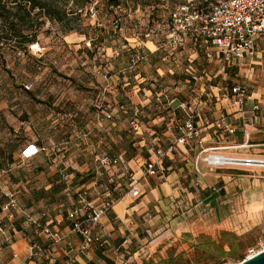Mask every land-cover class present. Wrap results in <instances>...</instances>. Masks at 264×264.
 <instances>
[{"label":"built area","instance_id":"1","mask_svg":"<svg viewBox=\"0 0 264 264\" xmlns=\"http://www.w3.org/2000/svg\"><path fill=\"white\" fill-rule=\"evenodd\" d=\"M148 8L154 9V5H148ZM113 9L114 12L108 21H105L106 14L103 16L99 9V0H91L84 9L95 28H103L107 24L118 34L117 54L124 51L126 55V61L120 67H99L104 86L99 90L103 99L95 105L96 116L113 120L112 127L108 129L110 131L120 121L114 120V112H118L132 132L138 135L137 138L143 141L142 147L148 156L142 159V175L137 177L123 153H97V171L90 184H81L75 188L77 202L70 207L64 204L55 205V210L64 214L70 222L72 231L80 235V249L88 248L93 243L104 246L109 238L101 219L111 208L115 197L105 195L99 204H95L90 198L103 176L111 183L115 182L116 178L125 176L127 192L138 197L141 178L162 174L166 169L165 159L175 154L178 145L191 141L205 152L203 159L211 171L223 166L259 168L264 161V158L254 156H231L210 152L204 147L202 137L204 127L213 121L205 114L212 113L221 99L232 102L237 107V112L241 113L243 120L239 130L249 147L254 146L248 143L251 135L264 130V98L254 97L250 106L247 105L252 95L249 73H246L240 82L228 86L214 83V79L227 66L239 67L247 64L248 72H251V65L257 63L256 60L264 54V0H215L207 4H202L201 0H187L185 3L173 5L164 19L154 14L147 18V21H143L141 15L132 17L131 12H125L121 5H116ZM137 11L138 9H135V13ZM151 13L153 12L148 15ZM148 42L152 46H149ZM29 47L34 52L42 53L38 42L30 43ZM150 58L159 63V68L156 69L159 76L163 74L159 71L162 68L171 76L172 83L160 87L155 92L142 88L143 102L137 105L128 99H124L115 108L111 103L104 104L106 93L115 96L114 91L120 86L126 87L138 79L146 80L140 72V66ZM210 62H216L218 65L219 70L216 73L208 74L204 70ZM182 86L186 87V94L179 89ZM150 110L168 111L172 120L166 123L163 115H156L152 120L145 121L144 114ZM226 117L227 114L223 112L214 118V122L219 128L235 134L237 127L227 122ZM257 118L260 119L259 126L255 125ZM100 123L95 125V132L88 130L81 135L95 134L101 138L105 130L100 129ZM143 125H147V129L139 130L138 127ZM70 141L71 138L61 144L67 145ZM46 150L47 147L43 144L26 140L18 157L24 163ZM115 168L117 170H114ZM8 170L10 168H1L0 176ZM69 178V173H60V180L67 182ZM91 188L93 191L90 192ZM211 189L215 192L220 190L216 186ZM49 210L45 208L35 214L32 209L20 204L15 191L0 187V238L8 240L11 234L9 232L16 228L15 221H21L24 231L39 229L51 242L61 241L63 237L60 230L55 229L52 220L48 218ZM99 231L105 232L106 237L102 238ZM48 247L31 242L28 245L27 257H43ZM262 249L264 245L251 253ZM64 264L74 263L68 258Z\"/></svg>","mask_w":264,"mask_h":264},{"label":"rangeland","instance_id":"2","mask_svg":"<svg viewBox=\"0 0 264 264\" xmlns=\"http://www.w3.org/2000/svg\"><path fill=\"white\" fill-rule=\"evenodd\" d=\"M53 1L66 11L68 8L76 9L80 6L76 0ZM106 1L99 0V9L103 16L106 14L105 21H108L113 11L106 5ZM132 1L136 2V0H119L120 3H128L129 7H132ZM186 1L160 0L159 5H156L157 1L152 0L151 3L155 4V8L151 9L145 5L150 2L147 0L146 3H142L138 14L148 15L149 12H154L160 19H164L167 11L173 5ZM127 10L125 9V12H128ZM146 19L143 21H147ZM43 20L44 23L34 32L30 31L34 34V42H38L41 48V54L31 50L29 43H24L25 38L20 39L19 42L17 38L10 37L0 23L1 36L3 35L0 38V105L4 104L0 106V128L4 129V132L0 134V139L6 143L1 152L5 154L13 152L15 147L18 148V144L25 142L26 139L36 140L47 147L46 151L41 152L39 161L22 163L17 155L14 162L9 165L13 166L15 171L24 172L29 179L35 177L36 170L44 172V179H48L49 174L47 172L57 175L54 176V180L60 179V173L70 174L67 182L60 180L55 183L54 187L47 190L43 189L41 183H36L34 180L26 183L25 188L18 192L20 202L25 205H36V208H45L46 203L61 202L66 194V192H62V189L64 187L69 189L68 186L72 185L76 177L75 183L79 186L81 184L89 185L97 171V162L95 161L97 153H123L125 157L129 158L136 156L145 149L134 138L128 123L120 118L121 115L118 112H114V120L120 121L110 131L108 129L112 127L113 120L97 118L96 116L95 105L102 98L99 95V90L104 86L99 67L105 66L107 69H111L113 66H122L126 61L124 51L117 54L118 34L109 31L107 24L103 29L95 28L91 24L90 17L84 11L81 12L78 19L62 23L48 21L46 18ZM68 34L73 35L74 38L69 39L66 36ZM256 61L257 63L251 65L253 68L251 72H248V65L245 64L237 67V73L241 79L245 77L246 73H249L250 90L260 93L263 97L264 54ZM157 68H159V63L153 58L148 59L140 66V72L146 80L138 79L126 87L120 86L117 91H114L115 96L106 93L107 96L103 100L104 104L111 103V106L115 108L124 99L135 101L137 98V102H132L137 105L139 102H143L142 88L151 89L152 92H155L160 87L171 84V76L162 68L159 71L163 74L159 76ZM204 70L208 74H213L219 69L216 62H213L210 67L206 64ZM230 72V70L226 71L225 69L214 79V83L224 85L233 82L235 75H231ZM155 75L156 80L153 81ZM231 78L233 79L231 80ZM117 81L120 80H115V82ZM115 82L113 81V83ZM179 89L183 93H187L186 87L183 88L182 86ZM156 115H163L166 123L172 120L168 111L159 112L156 110H150L149 113L144 114V120L150 121ZM97 122H101L103 125L100 129L105 130L101 134L103 140L99 145L95 143L98 135H81L88 130L95 132ZM78 135H80L79 138ZM69 138L71 141L67 145L61 144L62 141ZM71 143L74 144L69 147ZM247 169H251L250 173L237 170V168L218 169V171L238 174L245 177L244 179H249V181L254 178L264 181V171L259 173L255 168ZM126 182L124 176L116 178L113 183L103 176L95 186L94 194L92 193L90 197L102 199L107 192L110 194L113 192L116 194L115 191L117 193L122 192ZM10 187L14 188L13 185ZM57 187H61L59 191L55 190ZM32 191L36 192L37 197L32 195ZM91 191L93 188L90 189ZM39 201L40 204L37 203ZM244 222V225L237 229L222 228V226L196 227L191 233H188L186 240L182 234L172 245L182 244L187 249L191 242L197 243L209 239L225 245L229 237L221 240L218 238L220 231L226 230L237 236L236 242L241 249L240 252L246 257L264 245V207L256 216L250 215ZM19 227L24 232L21 221L17 222V228ZM168 248L159 249L155 261L159 257L165 256ZM239 261L240 259L236 254L223 257L214 255L208 261H200L198 264H235Z\"/></svg>","mask_w":264,"mask_h":264},{"label":"crops","instance_id":"3","mask_svg":"<svg viewBox=\"0 0 264 264\" xmlns=\"http://www.w3.org/2000/svg\"><path fill=\"white\" fill-rule=\"evenodd\" d=\"M66 36L69 39L74 38L71 34ZM147 44L152 46L149 42ZM254 97L261 98V95L253 91L248 99V106ZM137 101L136 98L131 102ZM236 108L232 102L221 99L216 103L212 113L206 112V117L213 121L208 123L202 132L204 147L210 152L225 155L264 158V130L251 135L248 143L254 146L249 147L245 144V139L239 130L243 117ZM223 112L227 114L225 120L237 127L235 134L226 132L214 122V118L216 119ZM258 121H260L259 118L256 120L255 125L257 126L260 125ZM138 128L145 131L147 125ZM1 132H4V129L0 128V134ZM133 135L142 146L143 141L137 138V134L133 133ZM98 138L95 142L97 145L103 140V137ZM37 144L40 143L37 142ZM73 144L71 143L69 147ZM5 145V141L0 139L1 161L7 156V153L1 152ZM24 145L25 142L18 144V148L16 146V149L11 152L13 159ZM140 153L134 157H126L137 177L142 175V159L148 156L145 149ZM40 154L41 152L27 162L39 161ZM204 155L205 152L192 141L185 145H178L175 154L165 159L166 169L162 174L141 178L138 197L127 192V182L122 192L115 191L116 194L107 192L106 195L113 196L115 199L111 208L101 219L109 237L104 246L93 243L88 248L80 249V235L72 231L71 224L64 214H59L55 210L56 204L70 207L77 202L75 188L79 184L75 183L77 177L74 178L72 185L68 186L70 190L65 187L62 189V192L66 194L61 202L45 204V208L50 209L48 218L52 220V226L60 230L62 240L51 242L41 232L35 236L13 228V232H9L11 234L8 240L4 241L0 238V264H64L68 258L74 264H144L149 259L155 260L159 249L170 247L182 234L191 233L196 227L239 228L244 225L247 217L256 216L263 210L264 181L258 178L249 181L238 174L218 171V169L236 168L246 172L251 170L241 166H223L211 171L203 159ZM2 168H10V170L0 176V187L15 191L19 202L18 192L25 188V184L30 180L41 183L44 190L54 187L55 183L60 181V179L54 180V176L57 175L49 172H47L48 179H44L42 170H36L35 179H29L24 172L15 171L14 167L7 163H4ZM255 170L260 173L264 171V167L255 168ZM12 185L14 188L10 187ZM212 186L219 187L220 190L212 191ZM60 188L57 187V191ZM31 193L37 197L36 192ZM90 198L95 204H99L102 200L100 197ZM37 203L40 204V201ZM20 204L29 207L35 214L45 209L21 202ZM99 235L102 238L106 237L103 231H99ZM34 241L49 247L43 257L29 259L27 257L28 245Z\"/></svg>","mask_w":264,"mask_h":264},{"label":"trees","instance_id":"4","mask_svg":"<svg viewBox=\"0 0 264 264\" xmlns=\"http://www.w3.org/2000/svg\"><path fill=\"white\" fill-rule=\"evenodd\" d=\"M77 1L80 5L79 7H77L76 9L68 8V11H66V9L59 7L53 0H0V23L3 28H5V32L10 37L17 38L19 42L20 39L25 38L24 43L30 44L34 42L35 38L34 34L30 33V31L34 32L40 25H42L44 23L43 19L46 18L49 21H58L62 23L65 21L78 19L81 12L84 11L85 13L84 9L91 0H76V2ZM148 1L150 2L146 3L147 0H136V2L132 1V7H129L128 3L123 4L120 3L119 0H107L106 5L111 8L113 12L114 6L121 5L125 9H128V12H131L132 17L141 15L143 19H146V17L151 18L155 13L153 12L151 13V15H145L144 13L138 14V12L140 11L141 5H143L142 3H146L145 5L147 7L148 5H154L155 8V4L151 3L152 0ZM153 1H157L156 5H159L160 3V0ZM201 2L202 4H207L209 1L201 0ZM135 9H138L137 13H135ZM108 29L113 34H117L113 32L111 28L108 27ZM2 36L0 31V38ZM212 64L213 62H210L208 64V67H210ZM225 69L226 71L230 70L231 75H235V80L233 82L224 84L223 86H228L242 80L237 73V67L227 66ZM232 79L233 78H231V80ZM13 162L14 159L11 152H9L7 153L5 160H0V168L3 167L4 163L11 164ZM17 222L18 221H15L14 223V227L16 228ZM20 228L21 227H19L18 229L20 230ZM24 233L37 236L40 231L39 229L35 230L31 228V230H25ZM219 234L220 236L218 240L229 237V239L226 240L225 245H221L217 241L215 242L212 239H209L207 241H200L197 243L191 242L188 244L187 249H185L182 244L171 245L168 248L165 256L159 257V259L156 261L154 259H149L144 264H198L200 261H208L214 255L223 257L233 254H236L240 260L243 259L244 254L240 252L241 249L238 245V242H236L237 236L234 235V233L226 230H221ZM187 235V233H184V240H186Z\"/></svg>","mask_w":264,"mask_h":264},{"label":"water","instance_id":"5","mask_svg":"<svg viewBox=\"0 0 264 264\" xmlns=\"http://www.w3.org/2000/svg\"><path fill=\"white\" fill-rule=\"evenodd\" d=\"M235 264H264V249L244 257L242 260Z\"/></svg>","mask_w":264,"mask_h":264},{"label":"bare ground","instance_id":"6","mask_svg":"<svg viewBox=\"0 0 264 264\" xmlns=\"http://www.w3.org/2000/svg\"><path fill=\"white\" fill-rule=\"evenodd\" d=\"M254 161H259V160H254ZM263 163H261L262 165H260V167H264V161H262ZM251 255V254H250Z\"/></svg>","mask_w":264,"mask_h":264}]
</instances>
